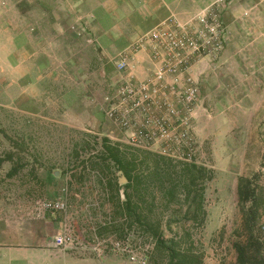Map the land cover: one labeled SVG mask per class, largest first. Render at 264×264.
Returning a JSON list of instances; mask_svg holds the SVG:
<instances>
[{"label":"rangeland","instance_id":"374dc122","mask_svg":"<svg viewBox=\"0 0 264 264\" xmlns=\"http://www.w3.org/2000/svg\"><path fill=\"white\" fill-rule=\"evenodd\" d=\"M84 2L0 0V200L31 218L48 215L37 202L64 199L66 210L54 214L58 234L86 248L67 252L93 264H169L164 247L200 264H236L234 244L246 239L239 178L255 190L252 235L264 245V0H223L227 42L216 62L197 66L201 92L188 160L157 145L129 146L108 121L112 133L92 127L82 102L72 111L74 92L84 94L87 84L100 99L117 81L110 69L101 74L84 14L94 1ZM103 138L133 163L129 211L126 178ZM202 186L200 225L201 212L187 209Z\"/></svg>","mask_w":264,"mask_h":264},{"label":"built area","instance_id":"2783aa9c","mask_svg":"<svg viewBox=\"0 0 264 264\" xmlns=\"http://www.w3.org/2000/svg\"><path fill=\"white\" fill-rule=\"evenodd\" d=\"M223 6V0H216L188 20L171 16L118 56L114 70L119 79L103 98V114L125 135L126 144L135 148L157 145L168 156L191 159L192 125L201 92L197 66L216 62L226 45ZM140 55L148 66L144 78L135 72ZM37 206L51 214L66 210L61 198L37 202ZM52 244L61 251L86 250L65 231L57 234ZM99 247L98 243L93 249L97 254L101 253ZM110 247L116 252L126 250L117 243Z\"/></svg>","mask_w":264,"mask_h":264},{"label":"crops","instance_id":"0c3cea01","mask_svg":"<svg viewBox=\"0 0 264 264\" xmlns=\"http://www.w3.org/2000/svg\"><path fill=\"white\" fill-rule=\"evenodd\" d=\"M84 1L85 5L86 1L90 0ZM91 1H94L91 8L84 7L85 24L91 31L93 46L98 54L96 57L98 64L103 70L106 67V71L102 70L101 74L105 77L110 69L114 71L117 79L119 76L114 70V63L129 44L165 19L174 16L180 20H188L210 3L209 0ZM147 67L142 55L138 56L135 72L139 78H144ZM94 89L95 87L86 84L84 94L74 92L71 97L75 99L74 104L71 105L72 111L77 112V103L82 102L86 107L85 113L92 120V127L101 126L104 132L107 130L112 133L109 123L103 116L104 95L98 99L97 96L100 94ZM81 98L83 101H80ZM12 209H14L12 206L0 200V264H93L96 262L95 258L77 257L53 247V238L59 231V223L55 221L54 214L25 218Z\"/></svg>","mask_w":264,"mask_h":264},{"label":"trees","instance_id":"16d2710c","mask_svg":"<svg viewBox=\"0 0 264 264\" xmlns=\"http://www.w3.org/2000/svg\"><path fill=\"white\" fill-rule=\"evenodd\" d=\"M101 147H103L108 154L109 161L113 163L115 168L124 175L126 178L125 192H124V206L126 210H130V206L133 205L131 193L134 190L133 176H132V162H128L125 157H122V154L117 149V145L112 144L107 138L101 140ZM116 147V148H115ZM193 170H198V172H205L204 168H197L195 165L190 166ZM208 179H211V172H208ZM130 191V193H129ZM237 198L238 206L240 208L243 225L246 231V239L242 243L234 244V251L236 253V264H264V245L259 242L258 239L254 238L252 235L254 224L257 218V208H255V190L251 186V182L245 178H239L237 183ZM204 194V187L202 186L197 194V199H194L195 207H190L187 209L188 214L190 211L192 216H195L196 213L201 212V222L200 225L204 223L205 211L202 209V200ZM255 205V206H254ZM158 244L161 245L160 238H157ZM168 251L169 264H200V261H197L194 258H189L183 252H179L174 248L164 247Z\"/></svg>","mask_w":264,"mask_h":264}]
</instances>
